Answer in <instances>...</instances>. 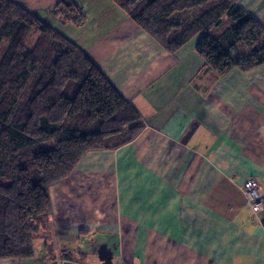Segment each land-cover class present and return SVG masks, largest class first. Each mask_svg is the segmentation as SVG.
I'll list each match as a JSON object with an SVG mask.
<instances>
[{"label": "crops", "instance_id": "crops-1", "mask_svg": "<svg viewBox=\"0 0 264 264\" xmlns=\"http://www.w3.org/2000/svg\"><path fill=\"white\" fill-rule=\"evenodd\" d=\"M13 1L85 50L142 125L52 184L34 255L0 264H264V213L241 192L254 177L264 193V64L201 77V34L170 54L110 0H65L81 26L60 0ZM232 1L264 27V0Z\"/></svg>", "mask_w": 264, "mask_h": 264}, {"label": "trees", "instance_id": "trees-1", "mask_svg": "<svg viewBox=\"0 0 264 264\" xmlns=\"http://www.w3.org/2000/svg\"><path fill=\"white\" fill-rule=\"evenodd\" d=\"M110 1L170 54L201 34V77L264 64V27L232 0ZM53 13L63 23L86 21L83 8L65 0ZM141 125L85 50L0 0V258H31L52 215L48 188L84 153L120 147Z\"/></svg>", "mask_w": 264, "mask_h": 264}, {"label": "built area", "instance_id": "built-area-1", "mask_svg": "<svg viewBox=\"0 0 264 264\" xmlns=\"http://www.w3.org/2000/svg\"><path fill=\"white\" fill-rule=\"evenodd\" d=\"M241 192L252 216L260 223V216L264 213V193L261 192L259 182L254 177L248 178L243 182Z\"/></svg>", "mask_w": 264, "mask_h": 264}, {"label": "water", "instance_id": "water-1", "mask_svg": "<svg viewBox=\"0 0 264 264\" xmlns=\"http://www.w3.org/2000/svg\"><path fill=\"white\" fill-rule=\"evenodd\" d=\"M62 264H80V263H78V262H76V261H74V260H65V261H63V263ZM83 264V263H82Z\"/></svg>", "mask_w": 264, "mask_h": 264}, {"label": "rangeland", "instance_id": "rangeland-1", "mask_svg": "<svg viewBox=\"0 0 264 264\" xmlns=\"http://www.w3.org/2000/svg\"><path fill=\"white\" fill-rule=\"evenodd\" d=\"M223 28H224V26L222 28H217V29L213 30L214 34H218Z\"/></svg>", "mask_w": 264, "mask_h": 264}]
</instances>
